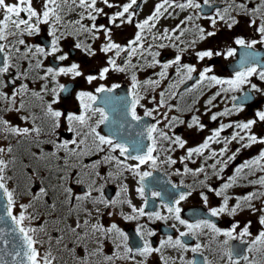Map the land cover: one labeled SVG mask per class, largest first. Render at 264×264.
Returning a JSON list of instances; mask_svg holds the SVG:
<instances>
[{
	"label": "snow or ice",
	"instance_id": "obj_1",
	"mask_svg": "<svg viewBox=\"0 0 264 264\" xmlns=\"http://www.w3.org/2000/svg\"><path fill=\"white\" fill-rule=\"evenodd\" d=\"M147 3L0 0V264H148L153 255L159 256L160 264H176L169 249L179 253L180 264H214L203 256L205 250L217 251L226 264H264V148L234 163L243 150L264 145V133L254 131L264 124V110H256L255 118L246 121L221 119L243 112L253 92L264 94L252 82L253 77L264 81V62L256 51L257 45L264 46V0H221L222 7L215 6L216 0H158L141 18ZM182 13L186 15L180 19ZM238 17L247 18L258 38L236 35L231 40L236 47L199 48L217 37L218 25L231 32L241 22ZM102 19L106 23H100ZM169 19L179 22L162 27ZM201 20H207L211 30ZM129 27L134 33L121 43L116 36ZM45 28L48 43H30ZM69 39L70 52L87 57L85 66L97 56H103V65L86 72L81 62L65 63L71 59L64 51ZM237 48L243 51L228 78L216 75L212 64L198 68L184 61L190 52L198 63L228 59L237 55ZM164 49L174 56L162 61ZM113 74L128 78L125 96L114 95L119 83H100ZM62 77L98 86L77 91L78 107L69 110L59 107L61 95L72 94ZM212 89L217 90L204 101V112L197 114L201 97ZM238 92L242 95H235ZM219 97L231 106L214 112ZM11 114L22 124L8 119ZM202 115L219 122L218 127L202 142L188 146L177 129L204 132ZM233 145H238L234 151ZM178 151L184 154L176 157ZM198 160L199 166L189 167ZM177 164L182 170L175 168L172 174L192 176L193 183L172 184L176 195L167 202L161 191H151L152 198H161L160 208L167 214L146 211V181L154 171ZM226 170L232 174L225 176ZM212 177L220 181L218 186H213ZM129 178L143 200L139 207L129 196ZM117 182L119 190L108 197L106 187ZM237 187L252 190L234 195L230 190ZM194 193L206 207L209 194L219 198L217 206L208 207V215L231 218L230 227L221 228L212 219H183L180 205ZM245 212L257 216L261 226L254 238L252 221L242 224L236 219ZM105 216L111 222L106 223ZM115 216L137 222L142 246H129L128 234L111 219ZM144 217L153 223L175 221L185 230L173 223L178 235H168L154 247L151 238L156 232L140 223ZM186 237L195 239V246L190 247ZM237 240L247 245L248 254L233 248L230 242ZM188 252L201 254L202 262L186 259Z\"/></svg>",
	"mask_w": 264,
	"mask_h": 264
},
{
	"label": "flooded vegetation",
	"instance_id": "obj_2",
	"mask_svg": "<svg viewBox=\"0 0 264 264\" xmlns=\"http://www.w3.org/2000/svg\"><path fill=\"white\" fill-rule=\"evenodd\" d=\"M158 2V0H148V3L144 5L143 11L141 13V18H144L148 14H150L151 10L153 9L154 4ZM202 2V0H201ZM215 6H223L221 4V0H216ZM106 11H108L106 9ZM210 9L208 7H205V12L208 13ZM186 15V13H182L180 16V19L183 18V16ZM240 19V24L235 27L231 32H229L226 27L223 24L218 25V27L221 29V31L218 33L217 37L210 39L209 41L205 42L204 44L199 45V48H207L211 47L213 49H223L227 46L231 47H236V45L232 44L231 40L233 36L236 35H241L246 38H258L253 29L248 27L247 23V18L246 17H238ZM100 23H106L105 20H100ZM178 19H169V20H163L161 22V26H174L176 23H178ZM205 28H209V22L207 20H201L199 21ZM209 30H211L209 28ZM134 33V28H126L123 33H118L116 36V39L120 41L121 43L126 42L128 38H130ZM122 36V37H121ZM49 37L47 36V30L46 28L36 37L30 38V43L34 44H39V45H46L48 43ZM73 41L69 39L64 43V51L65 52H70V49L72 48ZM243 50L240 51V55ZM256 51L259 53V59L261 62H264V46L257 45ZM174 52L171 49H164L161 51V56L160 59L162 61H166L168 59H171L174 56ZM239 57H230L228 59H225L223 56L220 57H214L211 61L205 60L204 62L198 63L196 61V58L193 53H189L185 56L184 61L187 63H192L196 64L198 68H202L205 65L212 64L214 65V73L218 76L228 78L231 77L234 74V71L237 70L238 67V61L240 59ZM71 59L69 61H66L65 63H71L73 60L75 61H81L82 65H84V61L87 60V57L83 56L82 53L79 51H75L74 54L70 52ZM100 56H97L96 58H93L90 60L85 67H87V71H91L93 69H96L100 66L103 65V63H98L96 62V59H98ZM52 58H49V61H46V63H50ZM99 64V65H98ZM91 66V67H89ZM143 78V75L142 77ZM83 80V79H82ZM84 82V81H83ZM252 82L257 84L261 89H264V81H260L258 78L253 77ZM61 83H64L70 90H72L71 96L65 97L63 94L61 95V103L59 107H63L65 109L69 110H76L78 105L75 100V93L81 89H86L89 91H94L95 87L98 86L97 83H94L93 85L89 86L87 84H81L80 79L76 80H70V79H65ZM100 83H106L108 86H111L113 83H119L121 87L117 89L114 93L116 96H125L127 94V89L129 87V81L128 78L124 75H117L113 74L110 76V78L106 82H100ZM33 87H36V85H32ZM217 89H212L209 92H206V94L201 97L200 103L197 105V107L200 109V113L197 114H202L204 112V101L210 96L213 92H215ZM244 92L248 91V87L245 86ZM256 92L252 93L253 99L249 101L247 105H245L244 111L234 115L230 118H221L224 122H228L229 119L231 120H248V119H253L255 118V112L256 110H264V95L263 96H257ZM235 95L240 96L242 93H235ZM217 104V107L213 109V111H221L223 108L227 106H231L229 101H225L223 97H219L217 101L215 102ZM138 114L142 115L143 110L138 109ZM190 115V114H189ZM210 115V114H209ZM8 119L12 120L14 124H22V122L19 120V118L11 114L7 117ZM185 119H188V115L184 117ZM202 121L207 125V128L205 129L204 132L202 133H196L195 130L192 132H189L186 127L177 129V134H181L184 136L185 139H188V146H194L195 144L202 142L203 138L206 137L207 135L210 134V130L218 127L219 122H212L209 119L208 115H202ZM103 129V126H101ZM104 131H107L104 129ZM254 131L257 134H262L264 133V124H258ZM231 130H228L225 134H230ZM65 136H67V133H64ZM219 147V146H215ZM238 147V145H233L232 149L233 151L235 148ZM261 148H264V145H254L253 147L249 149H245L241 152L239 155L238 159L234 163H239L242 162L245 159H249L251 157H254L258 155L259 151ZM183 151H178L174 155L176 157L183 155ZM200 161L198 160L196 165L189 164V167H197L199 166ZM211 163V161L209 162ZM175 168H181L182 170V165L177 164L173 166L172 169H160L158 171L153 172V176L149 177L148 180L146 181L148 187L146 189V192L149 196V203L148 207L146 208V211H155V210H161L163 214H167L166 210L160 208L161 205V198H152L151 197V191H161L163 196L162 199L167 202L168 200L172 199L176 193L172 189L171 185L176 184L180 185V181L183 180L185 184H192L193 183V177L192 176H177L173 175L172 173L174 172ZM231 169V166H230ZM147 170V169H145ZM232 174L231 170H226L225 176ZM200 179H203L201 176ZM129 185V196L132 199L133 203L136 206H141L143 204V200L136 194L135 188L137 187V184L135 180L132 178H129L127 181H125ZM211 183L213 186H218L220 184V181L217 180L215 177H212ZM118 182L117 183H112L109 184L106 187V195L108 197H114L116 192L118 191ZM181 190H185L181 187ZM251 187L243 188V187H237L232 190H230L234 195H243L247 191H251ZM220 203L219 198L215 197L212 194H209V205L208 207H215ZM234 203V201H233ZM257 206H259V202H257ZM182 208L181 212V217L183 219L188 220L189 222H195L198 219H212L214 220L217 225L221 228H228L231 225V218L227 216H223L219 219L212 218L208 215V207H206L199 197L197 193H194L192 197H189L186 201H183L180 205ZM126 212L129 211L126 207L124 209ZM105 222L109 223L111 222L107 216H105ZM114 220L118 225L128 234L129 236V246L133 248H137L142 246V241H140L139 237L136 234V226L137 222L136 221H124L121 217L115 216L111 218ZM236 219H239L241 223L251 220L252 221V227L250 231L253 234V237L258 234V232L261 230V226L257 222V216L251 215L250 213H242L240 216L236 217ZM140 223H146L149 228L154 230L156 232V235L152 237V243L153 246H159V241L163 238H166L168 235H172L175 237L178 235L176 230L171 227L173 223H177L175 221H168L167 223L163 221H156V222H151L147 220V217H144L141 219ZM177 227L180 228L181 231L185 230L183 226L179 225L177 223ZM221 240H223V237H220ZM249 239V238H246ZM186 242L189 244L190 247L195 246V243L197 242L195 239H192L191 237H186L185 238ZM201 240L204 242H207L206 237H202ZM233 246V248L239 252L241 255L248 254L247 253V245L245 243H242L241 241H231L230 242ZM111 247V246H109ZM167 254L172 256V257H177L176 264H180V261L178 259L179 253L176 252L175 250L169 249L167 251ZM203 256H207L210 260L214 261V264H226V260H220L219 254L217 251H212L209 252L205 250L203 252ZM203 256L199 253H192L188 252L185 254L186 259H192L196 260L199 262H202ZM148 264H160L159 256L158 255H153L152 257L149 258ZM241 264H244L243 261H241Z\"/></svg>",
	"mask_w": 264,
	"mask_h": 264
},
{
	"label": "rangeland",
	"instance_id": "obj_3",
	"mask_svg": "<svg viewBox=\"0 0 264 264\" xmlns=\"http://www.w3.org/2000/svg\"><path fill=\"white\" fill-rule=\"evenodd\" d=\"M118 37V36H117ZM122 37V36H121ZM78 62H81L80 60L78 61ZM96 62H98L99 64L100 63H103L104 62V58H103V56H100L98 59H96ZM82 64V63H81ZM98 64V65H99ZM83 66V65H82ZM83 67H85V66H83ZM89 67H91V66H89ZM87 69V67H85V71H87L86 70ZM65 79H70L71 80V78H69V77H62L61 78V82L63 81V80H65ZM80 83L81 84H86L85 82H83V80L82 79H80ZM259 87V86H258ZM257 96H263L264 94H261V93H258V94H256Z\"/></svg>",
	"mask_w": 264,
	"mask_h": 264
},
{
	"label": "water",
	"instance_id": "obj_4",
	"mask_svg": "<svg viewBox=\"0 0 264 264\" xmlns=\"http://www.w3.org/2000/svg\"><path fill=\"white\" fill-rule=\"evenodd\" d=\"M241 50H242V49H239V48H238V50H237V55H236L237 57H239V55H240V51H241ZM0 214H2V210H0ZM0 226H2V225H0Z\"/></svg>",
	"mask_w": 264,
	"mask_h": 264
}]
</instances>
